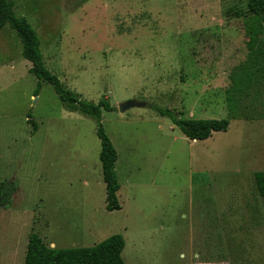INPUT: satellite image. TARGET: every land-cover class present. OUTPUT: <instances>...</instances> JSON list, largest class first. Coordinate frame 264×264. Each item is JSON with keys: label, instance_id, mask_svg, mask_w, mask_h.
<instances>
[{"label": "rangeland", "instance_id": "1", "mask_svg": "<svg viewBox=\"0 0 264 264\" xmlns=\"http://www.w3.org/2000/svg\"><path fill=\"white\" fill-rule=\"evenodd\" d=\"M48 70L81 100L108 103L121 211L106 209L94 120L71 112L0 32V264H25L31 235L52 249L120 235L125 264H264V89L229 117L231 76L248 57V0H13ZM136 101L143 109L121 113ZM250 102V103H248ZM253 102V103H252ZM253 104V105H251ZM230 120L187 139L169 117Z\"/></svg>", "mask_w": 264, "mask_h": 264}, {"label": "trees", "instance_id": "2", "mask_svg": "<svg viewBox=\"0 0 264 264\" xmlns=\"http://www.w3.org/2000/svg\"><path fill=\"white\" fill-rule=\"evenodd\" d=\"M14 8L13 0H0V32L6 26H10L21 39L22 57L31 63L30 74L39 81L35 95H39L43 84H49L69 111L79 112L96 122L97 135L101 142L100 160L106 186V209L108 212L121 211L122 206L118 199L121 186L116 172L118 154L102 126L103 111H111L110 105L104 101L97 105L83 101L77 94L62 85L58 77L53 75L45 65L38 33L27 19L15 15ZM248 14L249 19L245 23L246 46L249 52L247 61L231 76L233 86L227 92L231 119L236 117L239 106L251 99L250 91L254 86H257L256 101L263 97L264 0H248ZM157 111L160 115L171 118L183 135L193 142L207 141L216 133H226L230 127V120H183L170 111ZM254 180L259 196L264 198V172L256 173ZM6 194L5 184L0 181V201L3 206L6 205L4 198ZM125 245L124 238L116 235L92 248L52 249L39 236L31 235L25 264H125L122 257Z\"/></svg>", "mask_w": 264, "mask_h": 264}, {"label": "water", "instance_id": "3", "mask_svg": "<svg viewBox=\"0 0 264 264\" xmlns=\"http://www.w3.org/2000/svg\"><path fill=\"white\" fill-rule=\"evenodd\" d=\"M147 104L146 103H140L136 101H130L127 103H123L119 106L120 112L121 113H126L131 109H143L146 108Z\"/></svg>", "mask_w": 264, "mask_h": 264}]
</instances>
